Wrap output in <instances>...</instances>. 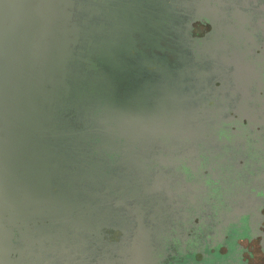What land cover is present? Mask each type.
Masks as SVG:
<instances>
[{
  "label": "flooded vegetation",
  "instance_id": "obj_1",
  "mask_svg": "<svg viewBox=\"0 0 264 264\" xmlns=\"http://www.w3.org/2000/svg\"><path fill=\"white\" fill-rule=\"evenodd\" d=\"M45 11L80 32L85 104L46 137L0 99V264H264V0H0V68Z\"/></svg>",
  "mask_w": 264,
  "mask_h": 264
},
{
  "label": "water",
  "instance_id": "obj_2",
  "mask_svg": "<svg viewBox=\"0 0 264 264\" xmlns=\"http://www.w3.org/2000/svg\"><path fill=\"white\" fill-rule=\"evenodd\" d=\"M29 23L40 25L35 30L31 29L30 33L34 35L43 33L45 43L41 45L36 43L33 47L28 71L24 69V75L20 69L19 73H13L15 70L12 68H0V73H7V77L0 74V89L3 90L0 99L4 103H9L11 99L19 97L24 105L29 101L30 112L33 110L34 128L38 129V117L44 113L46 137L62 135L63 126L70 120L73 121L72 108L80 109L85 104V101L75 96L78 88L85 87L82 85L83 77L88 79L87 71L77 64L84 52L83 50L80 53L81 48L75 47L80 32L73 30V26L70 27L69 24V17L58 11L31 13ZM117 55L113 56L116 61ZM81 74L83 75L80 77ZM54 148L52 143H47L46 171L59 174L66 170L64 164L70 160L63 149L57 151V148L55 150ZM46 229L47 232L50 231L48 224ZM4 230L0 223V233Z\"/></svg>",
  "mask_w": 264,
  "mask_h": 264
},
{
  "label": "bare ground",
  "instance_id": "obj_3",
  "mask_svg": "<svg viewBox=\"0 0 264 264\" xmlns=\"http://www.w3.org/2000/svg\"><path fill=\"white\" fill-rule=\"evenodd\" d=\"M125 97V96H124Z\"/></svg>",
  "mask_w": 264,
  "mask_h": 264
}]
</instances>
